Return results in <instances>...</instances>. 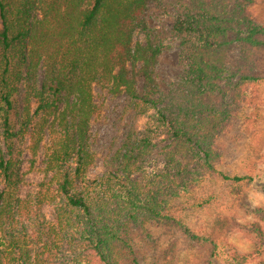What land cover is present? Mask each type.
I'll list each match as a JSON object with an SVG mask.
<instances>
[{
  "label": "trees",
  "instance_id": "trees-1",
  "mask_svg": "<svg viewBox=\"0 0 264 264\" xmlns=\"http://www.w3.org/2000/svg\"><path fill=\"white\" fill-rule=\"evenodd\" d=\"M161 2L0 0V264H141L140 229L173 226V199L216 173L224 181L253 180L220 173L217 165L219 137L259 78L264 21L251 11L254 0L175 4L169 32L179 42L180 72L167 95L158 83L162 45L149 26ZM141 32L143 40L136 38ZM234 42L239 71L226 98L221 82ZM95 85L125 95L124 114L131 115L114 142L112 163L90 174L96 160L90 122L102 110ZM20 138L28 141L29 169L42 150L45 175L25 197ZM254 226L255 249L231 250L222 264H264V232ZM190 238L200 240L195 233Z\"/></svg>",
  "mask_w": 264,
  "mask_h": 264
},
{
  "label": "rangeland",
  "instance_id": "rangeland-1",
  "mask_svg": "<svg viewBox=\"0 0 264 264\" xmlns=\"http://www.w3.org/2000/svg\"><path fill=\"white\" fill-rule=\"evenodd\" d=\"M178 1L162 0L149 13L150 35L162 45L157 72L163 95L178 87L179 42L169 32L170 19ZM251 11L264 21V0H254ZM143 35L141 32L136 38L143 40ZM239 59L240 47L234 42L228 52L227 70L221 82L226 98H229L232 77L238 74ZM256 74L259 77L257 82L247 87L244 102L237 109L228 130L219 137L222 160L217 165L220 173L251 176L253 180L224 181L216 173L191 192L173 199L169 210L175 217L173 226L166 228L145 223L140 229L135 249L141 264H222L231 250L245 253L255 249L254 225L264 232V53L258 58ZM41 77L42 70L39 72ZM23 95L24 91H21L16 96L19 111ZM93 95L102 110L90 122L89 144L96 159L89 168L90 174L102 173L106 165L112 163L114 142H119L125 121L131 115V110L124 114L125 95H111L99 85L93 87ZM164 143L160 141L161 145ZM1 144L5 148L3 141ZM15 146L20 151V171L23 173L19 194L25 197L34 193L45 178L41 171L43 152L40 151L34 168L29 169L27 139H16ZM152 161L156 163L157 157ZM43 212L48 219L52 218L51 207L45 206ZM194 233L200 236L198 242L190 238Z\"/></svg>",
  "mask_w": 264,
  "mask_h": 264
}]
</instances>
